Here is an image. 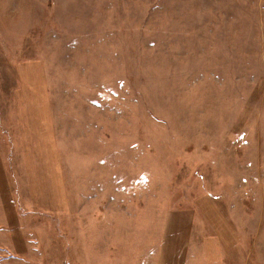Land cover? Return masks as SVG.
Returning a JSON list of instances; mask_svg holds the SVG:
<instances>
[{
  "label": "rangeland",
  "instance_id": "rangeland-1",
  "mask_svg": "<svg viewBox=\"0 0 264 264\" xmlns=\"http://www.w3.org/2000/svg\"><path fill=\"white\" fill-rule=\"evenodd\" d=\"M17 90L68 210L0 264H264V0H0V123ZM209 208L238 237L206 259Z\"/></svg>",
  "mask_w": 264,
  "mask_h": 264
},
{
  "label": "crops",
  "instance_id": "crops-1",
  "mask_svg": "<svg viewBox=\"0 0 264 264\" xmlns=\"http://www.w3.org/2000/svg\"><path fill=\"white\" fill-rule=\"evenodd\" d=\"M27 94L25 90H17L16 105H7L2 111L7 116L0 123V234L8 239L4 236L1 241H13L16 227L24 225L28 218L68 210L51 114L42 107L39 112L38 108L22 103L21 97L23 100ZM206 215L216 232L204 239L207 259L210 248H218L220 242H225L226 249L235 248L238 236L228 218L210 208Z\"/></svg>",
  "mask_w": 264,
  "mask_h": 264
}]
</instances>
